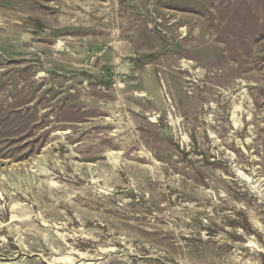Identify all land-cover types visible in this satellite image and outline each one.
I'll return each mask as SVG.
<instances>
[{
  "label": "rangeland",
  "instance_id": "374dc122",
  "mask_svg": "<svg viewBox=\"0 0 264 264\" xmlns=\"http://www.w3.org/2000/svg\"><path fill=\"white\" fill-rule=\"evenodd\" d=\"M0 264H264V0H0Z\"/></svg>",
  "mask_w": 264,
  "mask_h": 264
}]
</instances>
